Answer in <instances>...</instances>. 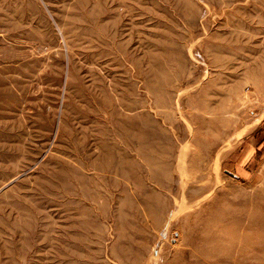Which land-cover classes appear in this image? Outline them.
Instances as JSON below:
<instances>
[{
    "label": "rangeland",
    "instance_id": "obj_1",
    "mask_svg": "<svg viewBox=\"0 0 264 264\" xmlns=\"http://www.w3.org/2000/svg\"><path fill=\"white\" fill-rule=\"evenodd\" d=\"M261 228L264 0H0V264H264Z\"/></svg>",
    "mask_w": 264,
    "mask_h": 264
},
{
    "label": "bare ground",
    "instance_id": "obj_2",
    "mask_svg": "<svg viewBox=\"0 0 264 264\" xmlns=\"http://www.w3.org/2000/svg\"><path fill=\"white\" fill-rule=\"evenodd\" d=\"M235 227H236V226H235ZM257 227H258V225H257ZM256 229H257V228H256ZM263 231H264L263 228L258 229L256 232H255V231L253 232V236H255V237H257V238H258V237H261V238H262L263 235H264V234H263ZM258 247H259V246H258ZM258 247H257V248H258ZM261 247H262V246H261ZM261 257H262V256H261Z\"/></svg>",
    "mask_w": 264,
    "mask_h": 264
}]
</instances>
